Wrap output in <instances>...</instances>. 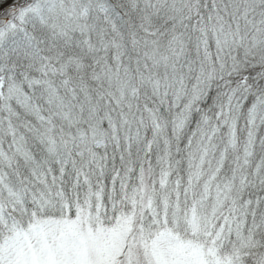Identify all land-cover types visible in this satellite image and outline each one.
<instances>
[{"label": "snow or ice", "instance_id": "1", "mask_svg": "<svg viewBox=\"0 0 264 264\" xmlns=\"http://www.w3.org/2000/svg\"><path fill=\"white\" fill-rule=\"evenodd\" d=\"M0 264H264V0H0Z\"/></svg>", "mask_w": 264, "mask_h": 264}]
</instances>
